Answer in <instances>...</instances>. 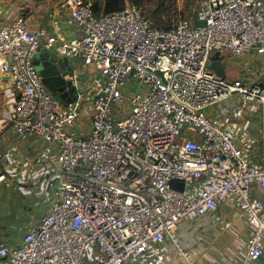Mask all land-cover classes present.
<instances>
[{
    "label": "built area",
    "instance_id": "2783aa9c",
    "mask_svg": "<svg viewBox=\"0 0 264 264\" xmlns=\"http://www.w3.org/2000/svg\"><path fill=\"white\" fill-rule=\"evenodd\" d=\"M64 4L82 35L56 41L59 53L95 64L103 82L89 132L76 133L85 95L62 105L44 86L34 65L44 31L24 17L1 27L0 72L17 90L9 128L56 144L61 174L46 214L19 241L0 242V264H162L168 241L192 264L179 227L228 200L247 226L239 264H264V160L207 114L235 97L264 112V82L209 68L215 53L264 57V0H200L192 21L167 30L135 5L97 16L91 0Z\"/></svg>",
    "mask_w": 264,
    "mask_h": 264
},
{
    "label": "crops",
    "instance_id": "0c3cea01",
    "mask_svg": "<svg viewBox=\"0 0 264 264\" xmlns=\"http://www.w3.org/2000/svg\"><path fill=\"white\" fill-rule=\"evenodd\" d=\"M64 3L65 0H0V29L4 24L24 17L31 30L44 31L45 38L41 46L54 48L59 52L61 50L57 48L56 41L70 43L82 35ZM226 57L228 77L242 79L247 84L264 82V57L256 54ZM70 61L77 72L73 79L75 95H85L84 113L73 129L76 133L86 134L91 128V101L103 82V76L95 64L87 65L77 59ZM16 96L13 79L0 72V174H5L7 179L3 182L13 185L15 189H39V194L48 193L51 196L60 181L58 147L41 138L23 137L9 128L10 113ZM237 99L239 98H232L215 105L207 110V114L225 124L236 144L252 161L262 162L263 109L258 104L243 103ZM239 105L241 106L238 107ZM51 203L52 201L49 202V207ZM178 232L181 243L193 254L192 264H239L245 254L246 222L231 200L218 204L208 215L197 221L182 224ZM165 248L167 259L162 264H185L171 241L166 243ZM131 264L154 263L151 257H139Z\"/></svg>",
    "mask_w": 264,
    "mask_h": 264
},
{
    "label": "rangeland",
    "instance_id": "374dc122",
    "mask_svg": "<svg viewBox=\"0 0 264 264\" xmlns=\"http://www.w3.org/2000/svg\"><path fill=\"white\" fill-rule=\"evenodd\" d=\"M199 2L200 0L180 1L179 6L182 14H184L183 18H188L192 21ZM45 81H49L48 84ZM45 81L43 80L44 86L51 92L49 86L51 85V89L53 86L50 80ZM237 98H239L237 100L243 103H248L240 97ZM65 99L67 101L70 100L67 94L65 95ZM224 105H221V107L224 108ZM22 188L15 189L9 183L0 182V242L7 240H9L8 242L17 241L28 231L29 226L38 222L46 214L49 202L53 200L54 190L50 196L48 193L47 195L39 194L41 193L39 189L29 191L30 189L28 190V188ZM182 246L185 247L183 243Z\"/></svg>",
    "mask_w": 264,
    "mask_h": 264
},
{
    "label": "water",
    "instance_id": "95a60500",
    "mask_svg": "<svg viewBox=\"0 0 264 264\" xmlns=\"http://www.w3.org/2000/svg\"><path fill=\"white\" fill-rule=\"evenodd\" d=\"M34 65L40 72L43 80H50L49 86L51 93L63 105H67L75 99V86L73 79L76 75V67L71 64L70 58L61 56L54 48H46L40 46L34 56ZM209 68L221 77L227 76L228 61L225 55L215 53L211 57ZM47 84L49 81H45ZM48 88V89H49ZM70 100L66 103L65 95ZM171 186H178L177 189L183 191L185 182L180 180H172Z\"/></svg>",
    "mask_w": 264,
    "mask_h": 264
},
{
    "label": "trees",
    "instance_id": "16d2710c",
    "mask_svg": "<svg viewBox=\"0 0 264 264\" xmlns=\"http://www.w3.org/2000/svg\"><path fill=\"white\" fill-rule=\"evenodd\" d=\"M180 1L184 0H93L92 7L95 14L101 16L121 11L128 5H135L143 10L153 26L167 30L184 17L180 10Z\"/></svg>",
    "mask_w": 264,
    "mask_h": 264
}]
</instances>
